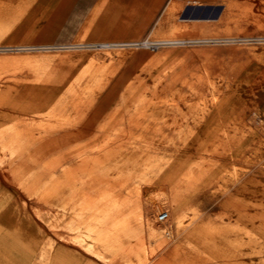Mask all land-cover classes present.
I'll return each instance as SVG.
<instances>
[{"label":"rangeland","instance_id":"1","mask_svg":"<svg viewBox=\"0 0 264 264\" xmlns=\"http://www.w3.org/2000/svg\"><path fill=\"white\" fill-rule=\"evenodd\" d=\"M137 5L0 0V97L48 96L0 99V256L10 234L30 254L43 245L44 264L61 245L74 264H264L244 239L264 251V0L204 2L186 25L173 9L158 29ZM173 175L203 186L181 220ZM249 190L261 207L250 221ZM14 251L0 264L34 260Z\"/></svg>","mask_w":264,"mask_h":264},{"label":"crops","instance_id":"2","mask_svg":"<svg viewBox=\"0 0 264 264\" xmlns=\"http://www.w3.org/2000/svg\"><path fill=\"white\" fill-rule=\"evenodd\" d=\"M121 1L130 2V3H137L138 5L136 6L135 9L140 11V12H143L144 13L143 15L146 16V18L149 20V22H152L155 29H158V28H161L164 26V24H165L164 22H165V19L167 18L168 13L171 12L173 9L174 10L176 9L177 12H178V10L181 11L180 15L178 17V19H179L178 24L184 23L186 25L187 22L200 23L204 17H203V15H197L195 13L201 12L203 10V7H204L203 3L204 2H214V0H121ZM188 3H193V4L188 6L187 5ZM179 4H184V6L182 8L181 7L178 8ZM212 7L213 6H208L207 9L211 10V9H213ZM164 43H166V42H164ZM177 108L178 107L170 108V109H177ZM221 109H222L221 107L220 108L216 107V111H219ZM86 123L88 124L89 122L86 121ZM84 129H89V128L86 127ZM57 131L72 132L74 134V130H71L70 128H65V127L58 128ZM169 135H170V132L167 133V136H169ZM202 136H203L202 133H200L199 136L197 135L193 140L194 142L192 141V143L190 145L191 146H199L197 143V140H200L202 138ZM108 144L109 143H107L106 145H108ZM201 144H200V146L203 145V144L202 145ZM184 154H186V151ZM169 188L171 189V192H172L171 201H173V198L175 196L174 194L179 193V192H175L174 188H171V187H169ZM196 189H197V187L192 191V195ZM179 194H177V195H179ZM179 202H183V201H179ZM180 216H178V217L181 220ZM9 225L10 224H5L4 221L0 220V227H6ZM8 232H9V230L7 231V233ZM5 236L6 235H4V237ZM7 237H8V241L3 242V249H4L3 253H5V254H3V256L1 255L0 257H4V258L10 257L7 253H10V250H12V248H13L15 250L14 252H19L18 255H12L13 257H17L20 259L34 258V260L32 262H30L29 264H44V262H43V260H44L43 259L44 258L43 248L44 247H43V245L40 247V250L38 248L35 249V254H30L29 253L31 250L30 248H32V247L31 246L28 247L27 242L22 241L23 237H21V235L15 236L18 238L14 237L13 240L10 239V237H11L10 234ZM12 242L15 243L14 246L11 245ZM26 250H29V251H26ZM47 252H48L46 254L47 257L45 256V258L50 260V264H74V251L72 250V248L69 249V245H61L60 248H59V246H56V248H54L53 250H49ZM40 253H41V256H40Z\"/></svg>","mask_w":264,"mask_h":264},{"label":"bare ground","instance_id":"3","mask_svg":"<svg viewBox=\"0 0 264 264\" xmlns=\"http://www.w3.org/2000/svg\"><path fill=\"white\" fill-rule=\"evenodd\" d=\"M170 41L169 39H165L164 41ZM146 41V40H145ZM152 43V42H151ZM154 43V42H153ZM107 45V44H106ZM145 45V44H144ZM148 45V44H147ZM108 46V45H107ZM104 47H105V45H104ZM37 88H34V87H29V88H27L26 87V90L24 91V92H20V93H16V94H14L13 95V97H10V96H8L7 94H4V93H7L6 91L3 93V95H1V97H0V99H3V100H5V99H7V98H9V105H10V107H12V108H16L17 109V106H18V104L22 101V100H24V99H30V98H32V99H34V100H40V101H42L41 103L43 104V103H45V99H47V95H46V93L45 92H43V91H41L40 89L41 88H39V89H37ZM12 98V99H11ZM2 100V101H3ZM25 101V100H24ZM27 101V100H26ZM30 101V100H29ZM26 103V102H25ZM27 103H29V102H27ZM40 103V102H39ZM2 105V104H1ZM22 105H24V103L22 104ZM21 105V106H22ZM26 105V104H25ZM20 106V107H21ZM178 105H176V104H173V105H171L170 106V108H176ZM218 107V106H217ZM62 127V126H61ZM60 127V128H61ZM58 128H54V129H52V130H54V131H56ZM62 132V131H61ZM215 132V131H214ZM248 132H249V135H248V138H247V140L246 141H244V142H246V143H248L249 141H251L254 137H255V135H254V137L253 136H251V133H250V128L248 127ZM66 133H68V132H66ZM70 133V134H69ZM67 135H66V138L67 139H69V138H71V137H75L76 135H75V133L73 134L72 132H69ZM202 139V138H201ZM42 141V140H41ZM199 140H197V142H198ZM254 141V140H253ZM200 144H201V142H198V145L200 146ZM202 145V144H201ZM244 146H246L245 144H244ZM245 150L247 151V148H245ZM38 152H40L39 150H38ZM247 155V154H246ZM93 157V156H92ZM85 158V157H84ZM88 158V157H87ZM180 159H182V157H180L179 159H177L176 161H174V163L173 164H171V166L168 168V169H166V172L168 173V176L173 172V171H176L175 169H176V167L180 164V162L181 161H183V160H180ZM248 159V158H247ZM187 161V160H186ZM35 164V163H34ZM33 165V164H32ZM32 165H30V166H32ZM182 166V165H181ZM184 166V165H183ZM183 166H182V168H183ZM261 167H263V165L261 166ZM29 169V168H28ZM31 169V168H30ZM253 169V168H252ZM251 169V170H252ZM256 170V169H255ZM258 170V169H257ZM29 171V170H28ZM165 172V173H166ZM164 173V176H167L166 174ZM191 178H192V176L191 175H189L188 177H181L180 178V180H178V181H175V180H177V176H175V175H173V176H171V178H170V181H169V187H171V188H174V191L175 192H179V193H185L186 194V201H184V202H179L178 201V197H177V194H179V193H175L174 195V198H173V201H171V204H172V211H171V216H170V218H173L172 217V214L174 215V217H178V216H180V215H185V213H184V210L186 209V205L189 203V201L192 199V197H193V195H192V191L196 188L195 186H196V184H194V183H192V180H191ZM207 180V179H206ZM166 184V183H165ZM164 184V185H165ZM203 188V186H201V187H199V186H197V189H202ZM247 193H248V195H249V200H248V202H247V208H248V212H247V215H246V218H248V220L250 221L251 219H256V216L258 215V210H257V208H261V207H258V206H260V203H258L259 201H258V199L256 198V197H254L253 196V192H251L250 190L249 191H247ZM255 193V192H254ZM43 207V206H42ZM111 208V207H110ZM168 215H170V213L168 212ZM197 215V214H196ZM199 217V216H198ZM197 217V218H198ZM168 219H169V216H168ZM171 220H173V219H171ZM173 222H174V224H175V226L176 227H178V225L176 224V221H175V219L173 220ZM203 228L202 227H200V226H195V227H193V228H191V229H189L187 232H186V234H185V236H184V239H185V241L187 242V241H192L193 239H195L197 236H201V235H203L202 233H200V232H202L203 230H202ZM204 229H206L205 227H204ZM217 229V231H214L215 233H221L218 229L219 228H216ZM206 232H207V230H206ZM214 232H212L211 233V231H209L208 230V232H207V234L209 235V234H213ZM215 235V234H214ZM206 236V235H205ZM207 237V236H206ZM64 238V237H63ZM252 238H254V237H252ZM258 238V237H257ZM244 239H245V242L247 243L246 244V255L245 256H247V253H249L247 250L249 249V250H251L252 251V253L253 254H257V255H263V253H264V251L263 250H258L257 248H255V246H251L250 245V243L253 241L252 239H251V235L249 234L248 236L247 235H245V237H244ZM255 239V238H254ZM199 242H200V240H198ZM85 243H88V242H86L85 241ZM125 245V244H124ZM85 246V245H84ZM87 246V245H86ZM89 247H90V249H91V251L92 252H97L99 255L102 253L100 250H96L95 249V247H94V245L93 244H89ZM89 249V250H90ZM231 248H229V250H230ZM114 250V249H113ZM239 253V252H238ZM189 257H191V255H188ZM245 256H244V258H245ZM193 257V256H192ZM197 258V257H196ZM247 258V257H246ZM248 260V259H247ZM249 261V260H248ZM261 262H263V261H261ZM260 262V263H261ZM248 264H252L251 262H248Z\"/></svg>","mask_w":264,"mask_h":264},{"label":"built area","instance_id":"4","mask_svg":"<svg viewBox=\"0 0 264 264\" xmlns=\"http://www.w3.org/2000/svg\"><path fill=\"white\" fill-rule=\"evenodd\" d=\"M168 212L165 210H162L161 212H159V214L157 215V219L158 221L164 222L167 220L168 218Z\"/></svg>","mask_w":264,"mask_h":264}]
</instances>
